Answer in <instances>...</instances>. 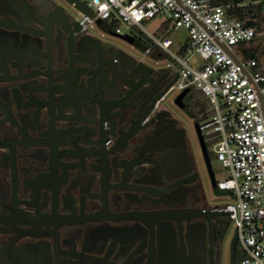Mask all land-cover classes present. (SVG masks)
<instances>
[{"label": "flooded vegetation", "instance_id": "af4514ba", "mask_svg": "<svg viewBox=\"0 0 264 264\" xmlns=\"http://www.w3.org/2000/svg\"><path fill=\"white\" fill-rule=\"evenodd\" d=\"M62 1L0 0V248L32 246L46 264H193L203 234L206 264H238L226 203L208 200L221 193L204 96H170L178 72L133 53L161 51L86 30ZM261 21L249 41L264 85Z\"/></svg>", "mask_w": 264, "mask_h": 264}, {"label": "built area", "instance_id": "2783aa9c", "mask_svg": "<svg viewBox=\"0 0 264 264\" xmlns=\"http://www.w3.org/2000/svg\"><path fill=\"white\" fill-rule=\"evenodd\" d=\"M90 11L71 3L77 19L90 31L103 35L98 22L125 34L136 28L145 32L149 50L168 57L166 67L178 72L173 89L194 87L208 99L210 116L200 123L213 142V156L228 169L216 187L232 197L228 212L240 247L238 264H264V85L255 57L238 54L236 45L247 42L256 28L230 16L215 0H80ZM163 17L162 24L184 29L187 40L179 53L164 33L157 37L144 21ZM205 26L206 28H204ZM140 30V31H141ZM198 54L202 61L190 63Z\"/></svg>", "mask_w": 264, "mask_h": 264}, {"label": "rangeland", "instance_id": "374dc122", "mask_svg": "<svg viewBox=\"0 0 264 264\" xmlns=\"http://www.w3.org/2000/svg\"><path fill=\"white\" fill-rule=\"evenodd\" d=\"M62 1V0H61ZM62 3L64 4V6L66 7V9L68 11H70L71 13L75 14V11L73 12V10L70 7V4L66 1L63 0ZM76 15V14H75ZM260 19L261 21V25L264 27V11L261 13L260 15ZM163 17H154L152 18L150 21H144L142 23L143 27L145 28V30H147L149 33L154 34L157 37L162 36L164 33H167V35L173 40V44L171 45L170 49L175 52V53H179V45L181 43H184L187 40V32L184 29H174L171 27H168L167 23L162 24L163 22ZM105 28L107 29L108 27L105 26ZM109 30L113 31V28H108ZM107 29V30H108ZM123 30L125 31V34H129V33H133L135 35H138L140 37H142L146 43L149 44V40L147 39V35L145 34V32H142L141 29H136V28H132V29H125L123 27ZM141 30V31H140ZM91 32H94L95 30L90 29ZM144 35V37L142 36ZM106 40L109 41H116L118 44L120 45H124L123 40L119 39H112L110 37H106ZM236 50L238 52V54H241L243 56L248 57L249 53L253 52V46L252 44H250V41L247 42H243V43H239L238 45H236ZM134 55H136L139 58H142L145 62H147L150 65H153L154 67H158V66H165L166 62L168 61V57L167 56H162L161 58H159V61H156L157 58L152 57V56H145L142 54V52H137V51H133ZM202 59L198 54H195L191 59H190V63H195V64H199L201 63ZM176 68L174 67L173 70H175ZM198 90V89H197ZM178 91V89H173L170 93V96H172L173 94H176ZM204 98H205V102L207 103V107L209 108L211 106V104L208 102L207 97L201 93ZM192 140H193V136H191ZM195 151V155L199 158L200 154L198 152L197 149L194 150ZM209 151L210 153H213V147L212 144H209ZM212 167H213V172H214V177L216 180H221L225 177L228 176V169L223 167L221 162L216 160L213 156V161H212ZM207 187V184H206ZM209 192V191H208ZM208 200L211 203H215V204H225L227 202H230L232 200V197L228 195V193H225L224 191L221 192V194L218 195H214L211 194L210 192L208 193ZM231 226H232V230L234 229V224L233 222H231Z\"/></svg>", "mask_w": 264, "mask_h": 264}, {"label": "water", "instance_id": "95a60500", "mask_svg": "<svg viewBox=\"0 0 264 264\" xmlns=\"http://www.w3.org/2000/svg\"><path fill=\"white\" fill-rule=\"evenodd\" d=\"M66 1H68L69 3L75 2L77 7H79V8L90 13V11L85 7V4L83 1H80V0H66ZM203 27L206 28L205 26H203ZM121 37L124 39L129 38V36L127 34L121 35ZM178 76H179V74H178ZM169 85L165 88V90H167ZM199 131H200V129H199ZM200 140H201L203 153L205 155H207L202 133H200ZM175 151L178 152L177 149H175ZM180 152L185 153L183 143L181 145V149H180L179 153ZM213 182H214L215 187H216V180L214 179ZM216 189H217V187H216ZM218 191L220 193L222 192L220 190H218ZM226 213H228V212H226ZM235 239H237L236 232L234 233V236H233V240H235ZM204 250H205L204 236H203V234H201V237L200 238L197 237L195 239V245L192 246L193 264H206V256H205ZM46 257H45V255L39 253L37 251V249L32 247V246H27V247L23 246V247H18V248H13V247L0 248V264H46V262H45Z\"/></svg>", "mask_w": 264, "mask_h": 264}, {"label": "trees", "instance_id": "16d2710c", "mask_svg": "<svg viewBox=\"0 0 264 264\" xmlns=\"http://www.w3.org/2000/svg\"><path fill=\"white\" fill-rule=\"evenodd\" d=\"M215 3L226 6L230 16L244 19L247 25L255 27L256 30L260 29V15L264 11V0H215ZM107 27L111 28L109 26ZM164 55L162 53V56ZM248 57H254V55L249 53ZM198 91L202 93L200 90ZM210 114V111H208L202 119L209 117ZM240 255L239 251V257Z\"/></svg>", "mask_w": 264, "mask_h": 264}, {"label": "crops", "instance_id": "0c3cea01", "mask_svg": "<svg viewBox=\"0 0 264 264\" xmlns=\"http://www.w3.org/2000/svg\"><path fill=\"white\" fill-rule=\"evenodd\" d=\"M101 24H104V23H103V22H101ZM104 26H106V25L104 24ZM181 44H182V43H181ZM181 44L179 45V48H180Z\"/></svg>", "mask_w": 264, "mask_h": 264}]
</instances>
